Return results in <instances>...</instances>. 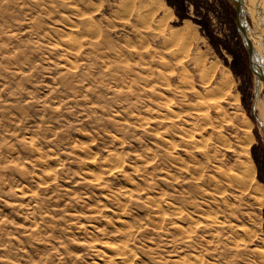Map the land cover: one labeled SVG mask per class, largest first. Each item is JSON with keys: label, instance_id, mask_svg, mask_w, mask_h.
<instances>
[{"label": "rangeland", "instance_id": "374dc122", "mask_svg": "<svg viewBox=\"0 0 264 264\" xmlns=\"http://www.w3.org/2000/svg\"><path fill=\"white\" fill-rule=\"evenodd\" d=\"M113 1L0 0V264H264V126L230 0H165L199 36L178 59Z\"/></svg>", "mask_w": 264, "mask_h": 264}, {"label": "bare ground", "instance_id": "6f19581e", "mask_svg": "<svg viewBox=\"0 0 264 264\" xmlns=\"http://www.w3.org/2000/svg\"><path fill=\"white\" fill-rule=\"evenodd\" d=\"M63 2V1H62ZM260 3H262L264 5V0H259ZM69 3V2H67ZM72 3V2H71ZM95 4V3H94ZM66 5V4H65ZM77 6V5H76ZM96 6V5H95ZM113 6H114V11L116 13V16L121 18V20H123L126 25H128L130 32L136 36H138L139 38H163V43L165 46H167L166 48L170 49V55L171 57L178 59V47L179 44L181 43V41H187L190 38H198L199 36L193 33L194 31H192V26H191V22L187 21L185 22L183 25L181 26H173L171 25V23L174 20L175 14L173 12V9L171 7H169L165 0H114L113 1ZM71 7V6H69ZM87 7V6H86ZM91 7V6H90ZM68 8V7H67ZM264 8V7H263ZM73 12V11H72ZM78 13V12H77ZM84 13V12H83ZM82 13V14H83ZM86 13V12H85ZM84 13V14H85ZM66 16V15H65ZM77 16V15H76ZM64 19V17H63ZM65 19H67L65 17ZM90 22L94 21L93 19L89 20ZM106 21V20H105ZM95 23V21H94ZM257 26L260 27V24L258 22H255ZM77 25V24H76ZM91 25V24H90ZM93 25V24H92ZM95 25V24H94ZM88 30V29H87ZM72 31V30H71ZM89 31V30H88ZM75 35V34H74ZM91 36V35H90ZM76 37V36H75ZM69 39V38H68ZM192 39V40H193ZM197 39V40H198ZM76 41V40H75ZM191 41V40H190ZM189 41V42H190ZM146 42V41H145ZM71 43V42H70ZM191 43V42H190ZM68 44V43H67ZM190 46V45H188ZM175 48V49H174ZM169 51V50H168ZM166 54V53H164ZM204 55V54H203ZM202 55V56H203ZM158 56V55H157ZM165 57V55H162ZM201 56V57H202ZM205 56V55H204ZM162 57V58H164ZM184 58V57H182ZM181 58V59H182ZM205 58V57H204ZM166 59V57H165ZM172 59V58H171ZM171 59L168 58L167 61H165V65H172V61ZM169 60L171 61V63L169 62ZM180 60V59H179ZM164 61V59H163ZM177 61V60H176ZM161 62V61H160ZM170 63V64H169ZM70 64V63H69ZM163 65V64H162ZM207 67V66H206ZM215 68V67H214ZM212 68V70L214 69ZM204 69V68H203ZM207 69V68H206ZM230 72V71H229ZM160 75V74H159ZM183 75V74H182ZM162 76V75H161ZM211 77V76H210ZM203 78V77H202ZM188 79V78H187ZM224 83V82H223ZM185 84V83H184ZM228 85V84H227ZM216 86V85H215ZM220 88V87H218ZM211 91V90H210ZM208 92V91H206ZM198 94V93H197ZM219 96V95H218ZM234 97V96H233ZM199 98V97H198ZM221 98V97H220ZM257 101V99H256ZM256 103V102H255ZM191 104V103H190ZM257 110H258V116L259 119L261 120V122L264 125V98H261V100H259L257 102ZM198 106V105H197ZM222 106V105H221ZM195 109V108H194ZM238 112V111H237ZM170 113V112H169ZM166 114V113H165ZM223 114V113H222ZM225 114V113H224ZM164 116V115H163ZM204 116V115H203ZM227 116V115H226ZM207 117V116H206ZM201 118V117H200ZM197 119V118H196ZM221 119V118H220ZM246 122V121H245ZM202 123V122H201ZM198 126V125H197ZM197 129V127H196ZM181 130V129H180ZM198 131V130H197ZM187 133V132H186ZM116 137V136H115ZM201 137V136H200ZM205 137V136H204ZM199 139V138H198ZM198 139H196V141H198ZM116 140V139H115ZM118 140V139H117ZM194 141V140H193ZM195 142V141H194ZM206 142V141H205ZM193 144V142H192ZM197 145V144H194ZM202 147V146H201ZM246 147V146H245ZM244 149V148H243ZM190 153V152H189ZM118 155H116L117 157ZM118 158V157H117ZM121 158V157H120ZM119 158V159H120ZM118 159V161H119ZM111 162V161H110ZM117 162V161H116ZM118 163V162H117ZM115 163V164H117ZM113 164V163H112ZM113 165L112 167H117L118 165ZM121 164V163H120ZM111 166V165H110ZM245 166V165H244ZM219 168V167H217ZM252 169V168H251ZM218 171V169H217ZM225 171V170H224ZM219 172V171H218ZM222 172V171H221ZM220 172V173H221ZM244 173V172H243ZM221 175V174H220ZM219 175V176H220ZM252 175V174H251ZM212 176V175H211ZM210 176V177H211ZM93 177V175H92ZM214 177V175H213ZM225 177V176H224ZM226 178V177H225ZM239 178V177H238ZM254 178V177H252ZM208 179V178H207ZM216 179V178H215ZM236 179V178H235ZM218 180V179H217ZM215 180V181H217ZM227 180V179H226ZM229 180V179H228ZM238 180V179H237ZM214 181V182H215ZM257 181V180H256ZM208 182V181H207ZM220 182V181H219ZM238 183V182H237ZM257 184V183H256ZM260 184V183H259ZM219 185V184H218ZM237 186V185H236ZM197 188L200 189L199 186H197ZM217 190V189H216ZM245 190V189H244ZM208 192V191H207ZM209 193V192H208ZM206 195V194H205ZM264 195V193H263ZM258 199V198H257ZM227 200V199H226ZM256 200V199H255ZM151 201V200H150ZM152 202V201H151ZM204 202V201H203ZM194 203V202H192ZM260 203V202H259ZM195 204V203H194ZM198 205L200 204H195L194 207L196 208V210L198 209ZM193 206V205H192ZM211 207V206H210ZM194 208V209H195ZM201 208V207H200ZM206 212V211H205ZM197 213V212H196ZM199 214V213H198ZM190 216V215H189ZM189 218V217H187ZM192 219V218H191ZM209 227L211 226V230L213 231L210 235V237H213L214 240H207V242H213L218 240L217 238H219L218 232H219V220H217L216 218L211 219L209 222L206 223ZM241 224V223H240ZM207 226V227H208ZM245 226V225H244ZM243 226V227H244ZM181 229V228H180ZM184 231V230H183ZM230 231V230H229ZM236 235V234H235ZM225 237V236H224ZM124 243V242H123ZM119 244V242L117 243H111L109 248H111L114 252V255L111 256V259L113 262L117 261L118 259L120 260V263L125 262V261H129V260H133L134 259V255L129 253L127 251V245L124 244ZM133 253V252H132ZM185 258V257H183ZM181 260V259H180ZM187 260V259H186ZM202 260V259H201ZM187 262V261H186ZM198 262V261H197ZM196 262V263H197ZM200 262V261H199ZM119 263L118 261L115 263L117 264ZM180 263V262H179ZM195 263V264H196ZM182 264V263H181ZM191 264V263H190Z\"/></svg>", "mask_w": 264, "mask_h": 264}, {"label": "flooded vegetation", "instance_id": "af4514ba", "mask_svg": "<svg viewBox=\"0 0 264 264\" xmlns=\"http://www.w3.org/2000/svg\"><path fill=\"white\" fill-rule=\"evenodd\" d=\"M231 8L235 17V29L239 36V41L245 50L250 68L253 72V109L257 113V102L261 100V96H264V5L259 0H244L243 6L245 10V17L247 19V25L245 31L250 40L251 52L245 46L240 31L237 26L238 13L235 5L230 0ZM258 22L260 27L255 25ZM258 90L257 101L255 103L256 92ZM257 115V114H256ZM257 118V117H256ZM260 123L259 120H257ZM263 125V123H262ZM264 126V125H263ZM263 136L264 131L262 129Z\"/></svg>", "mask_w": 264, "mask_h": 264}, {"label": "water", "instance_id": "95a60500", "mask_svg": "<svg viewBox=\"0 0 264 264\" xmlns=\"http://www.w3.org/2000/svg\"><path fill=\"white\" fill-rule=\"evenodd\" d=\"M231 1L235 5L237 13H238L237 26L242 36L243 42L245 46L247 47V49L251 52L250 40L245 31V26L247 25V19L245 17V10L243 6L244 0H231ZM257 96H258V90L256 92L255 102H256Z\"/></svg>", "mask_w": 264, "mask_h": 264}, {"label": "trees", "instance_id": "16d2710c", "mask_svg": "<svg viewBox=\"0 0 264 264\" xmlns=\"http://www.w3.org/2000/svg\"><path fill=\"white\" fill-rule=\"evenodd\" d=\"M168 2L171 3V0H168ZM179 16H180L181 19H184V18L187 17L186 14H182V13H179Z\"/></svg>", "mask_w": 264, "mask_h": 264}]
</instances>
